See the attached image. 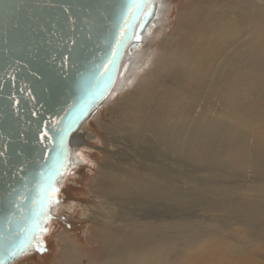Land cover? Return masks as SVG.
Masks as SVG:
<instances>
[{
	"label": "bare ground",
	"instance_id": "6f19581e",
	"mask_svg": "<svg viewBox=\"0 0 264 264\" xmlns=\"http://www.w3.org/2000/svg\"><path fill=\"white\" fill-rule=\"evenodd\" d=\"M246 15L250 23L259 25L261 35L241 24L235 26L230 13L223 15L225 26L236 33L231 40L242 55L240 59L230 56L229 62L212 72L209 83L189 87L181 98L186 103L180 108L174 109L176 103L170 99L153 102L140 126L134 131L122 129L124 145L115 147L111 140L105 143V148L110 145L119 151L113 153L115 165L102 168L97 181V196L105 211H100L102 223L98 222L103 227L96 239L110 245L108 255L99 257L103 261L97 264H189L181 262L184 255L180 250L189 249L191 254L194 250L190 249L202 251L204 246H210L206 257L215 264H264V256H260L262 263L252 259L237 263L255 245L249 236L235 238L234 245L223 246L226 250L222 252L219 244L215 247L207 238L209 231L222 235L221 230L226 229L214 226L202 230V221L217 223L209 217L213 207L226 225L231 220L228 216L250 214L242 201L264 203V187L244 183L245 176L264 178V139L253 141L244 131L250 118L241 131L236 123L239 132H233L237 128L228 123L237 117H255L264 108V4L250 3L247 13L235 17L243 21ZM147 41L145 37L142 43ZM135 58L126 54L118 82L126 84ZM177 73L170 87L175 95L189 82L185 74ZM258 116L262 128L264 114ZM83 127L72 141L82 142ZM124 150L133 157L118 154ZM78 165V159L73 160L72 166L77 169ZM226 171L231 172L229 178L224 177ZM203 172L207 176L199 177ZM249 225L251 232L260 226Z\"/></svg>",
	"mask_w": 264,
	"mask_h": 264
},
{
	"label": "water",
	"instance_id": "95a60500",
	"mask_svg": "<svg viewBox=\"0 0 264 264\" xmlns=\"http://www.w3.org/2000/svg\"><path fill=\"white\" fill-rule=\"evenodd\" d=\"M161 10L162 0H0L4 264L28 256L45 234L72 166L73 136L109 97L126 54L139 50ZM18 246L24 250L9 256Z\"/></svg>",
	"mask_w": 264,
	"mask_h": 264
},
{
	"label": "rangeland",
	"instance_id": "374dc122",
	"mask_svg": "<svg viewBox=\"0 0 264 264\" xmlns=\"http://www.w3.org/2000/svg\"><path fill=\"white\" fill-rule=\"evenodd\" d=\"M250 3L262 6L264 0H162V12L146 36L148 41L143 42L135 55L132 54L136 58L131 74L125 79L126 84L117 81L109 97L83 127L84 134L80 135L82 142L72 141L73 160L78 159L79 165L76 169L73 167L76 164L73 163L60 184L56 195L57 203L53 207L45 234L28 256L14 264H83L87 263V260H94L95 264L102 263L103 259L99 257L108 255L110 245L101 244L96 239L103 227L98 222L102 223L100 211H105L97 196V181L102 168L115 165L113 153L119 151L110 145L105 148V143L111 140L115 147L124 145L122 129L134 131L140 126L153 102L160 100L162 103L170 99L176 103L174 109L180 108L186 103L181 98L189 87L199 88L200 84L209 83L212 72L225 65L224 61L229 62L230 56L235 60L240 59L242 55L235 49L236 43L231 40L236 33L225 26L223 15L230 13L235 26L241 24L261 35L259 25L250 23L247 15L243 21L235 17L247 13ZM177 72L185 74L189 82L175 95L170 87L175 83ZM236 106L231 105L230 108ZM168 113H164V116ZM262 114L264 108L255 117H237L228 123L238 129H233V132H239L236 123L240 125L241 131L250 118V125L244 131L253 141L264 139V127L259 128L257 122L258 115ZM87 135L91 139L85 141L83 137ZM118 154L133 157L125 150L124 153ZM137 163L138 160L134 159L133 164ZM228 173L231 172L226 171L225 178H229ZM198 174H201L199 177L207 176L204 172ZM233 179H238V175ZM256 181L260 183L256 184ZM262 182L264 178L244 177V183L252 188L261 189L264 187ZM242 202L250 214L228 216L231 220L223 225L224 220L216 215L213 207L209 217L218 224L211 223L210 220L202 221L205 224L202 230L206 231L208 227L210 229L214 226L226 229L221 230L222 235L209 231L210 236L207 238L212 241L213 246L217 247L219 244L218 248L222 252L226 250L223 246L234 245L235 238L249 236L255 241V245L244 257L238 259L237 263H243L246 259L257 262L262 259L260 256H264V203L250 199ZM238 220L243 221V226ZM251 223L260 225L255 229L256 232L250 231ZM147 230L149 232L153 227ZM209 247H202V251L190 249L197 251L191 254L189 249L180 250L179 254L184 255L181 262L187 260L189 264H215L206 257ZM224 263L229 264L227 261Z\"/></svg>",
	"mask_w": 264,
	"mask_h": 264
},
{
	"label": "snow or ice",
	"instance_id": "6c2138e0",
	"mask_svg": "<svg viewBox=\"0 0 264 264\" xmlns=\"http://www.w3.org/2000/svg\"><path fill=\"white\" fill-rule=\"evenodd\" d=\"M145 6H146L145 4L138 3V2H133V3H130L128 5V7L134 8V9H142ZM23 250H24L23 247H19V246L18 247H14V248H12V249L9 250L8 255L9 256H15L18 252L23 251ZM39 250H42V249H39ZM0 264H4V261L3 260H0Z\"/></svg>",
	"mask_w": 264,
	"mask_h": 264
},
{
	"label": "flooded vegetation",
	"instance_id": "af4514ba",
	"mask_svg": "<svg viewBox=\"0 0 264 264\" xmlns=\"http://www.w3.org/2000/svg\"><path fill=\"white\" fill-rule=\"evenodd\" d=\"M74 171V170H73ZM68 174V173H67ZM56 201H57V199H56ZM57 202H55V204H56Z\"/></svg>",
	"mask_w": 264,
	"mask_h": 264
}]
</instances>
